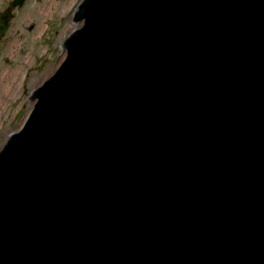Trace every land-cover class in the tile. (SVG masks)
<instances>
[{"label": "water", "instance_id": "obj_1", "mask_svg": "<svg viewBox=\"0 0 264 264\" xmlns=\"http://www.w3.org/2000/svg\"><path fill=\"white\" fill-rule=\"evenodd\" d=\"M70 19L0 146V264H264V0Z\"/></svg>", "mask_w": 264, "mask_h": 264}, {"label": "rangeland", "instance_id": "obj_2", "mask_svg": "<svg viewBox=\"0 0 264 264\" xmlns=\"http://www.w3.org/2000/svg\"><path fill=\"white\" fill-rule=\"evenodd\" d=\"M77 1L24 0L9 10L0 43V146L28 112L30 90L62 59L61 39L77 26L70 19ZM9 2L0 0V12Z\"/></svg>", "mask_w": 264, "mask_h": 264}, {"label": "bare ground", "instance_id": "obj_3", "mask_svg": "<svg viewBox=\"0 0 264 264\" xmlns=\"http://www.w3.org/2000/svg\"><path fill=\"white\" fill-rule=\"evenodd\" d=\"M52 72V69L51 70H49L46 74H45V76L42 78V79H44V78H46L50 73ZM11 76V74H8V77L7 78H9ZM12 78V77H11ZM11 78L10 79H8L9 81L11 80ZM6 79V78H5ZM41 79V80H42ZM11 82H12V80H11Z\"/></svg>", "mask_w": 264, "mask_h": 264}, {"label": "flooded vegetation", "instance_id": "obj_4", "mask_svg": "<svg viewBox=\"0 0 264 264\" xmlns=\"http://www.w3.org/2000/svg\"><path fill=\"white\" fill-rule=\"evenodd\" d=\"M24 2V1H23ZM22 5V4H21ZM9 6V5H8ZM8 8V7H7ZM1 13V12H0ZM7 27H8V22H7ZM0 43H1V37H0ZM9 46L7 47V50H9Z\"/></svg>", "mask_w": 264, "mask_h": 264}]
</instances>
